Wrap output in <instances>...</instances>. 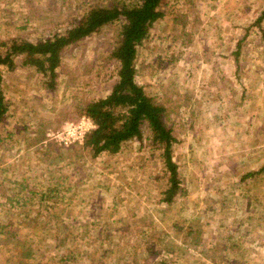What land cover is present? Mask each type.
Instances as JSON below:
<instances>
[{
    "label": "rangeland",
    "instance_id": "374dc122",
    "mask_svg": "<svg viewBox=\"0 0 264 264\" xmlns=\"http://www.w3.org/2000/svg\"><path fill=\"white\" fill-rule=\"evenodd\" d=\"M212 1L163 0L135 58L137 82L165 106L177 138L181 189L171 203L160 200L166 174L146 128L142 143L94 157L56 136L117 78L119 21L66 47L52 88L20 56L1 65L10 106L0 121V224L9 213L19 235L36 228L65 240L37 237L36 256L23 258L1 228L0 264H264V0ZM88 4L0 0V50L64 31ZM67 229L80 237L69 241Z\"/></svg>",
    "mask_w": 264,
    "mask_h": 264
},
{
    "label": "trees",
    "instance_id": "16d2710c",
    "mask_svg": "<svg viewBox=\"0 0 264 264\" xmlns=\"http://www.w3.org/2000/svg\"><path fill=\"white\" fill-rule=\"evenodd\" d=\"M94 1L97 2L94 3ZM162 1L89 0L85 11L75 18L64 31L53 32L36 40L13 38L9 43H2L4 51L0 50V121L4 119L10 106L2 85L1 65L12 69L16 66L15 57L20 56V64L34 66L36 71L47 77V83L52 88L64 49L77 40L98 31L102 26L119 21L118 35L110 50V56L118 64L117 78L107 94L79 106L81 113L92 119L94 127L85 133L81 143L68 147L82 148L93 157L105 151L117 152L123 142L128 140L136 139L142 143V130L146 128L151 143L159 147L162 167L166 174V183L161 190L160 200L171 203L181 189L178 165L172 155V146L177 138L172 133V128L166 123L165 106L149 95L135 78V58L138 47L148 37L154 21L163 15ZM52 189L55 191L51 187L41 191L40 194L52 196L49 195ZM29 192L33 193L31 190ZM43 200L44 198L41 197L42 202ZM8 216L9 220L6 221L8 225L3 222L0 224V229L6 227V231H1L6 235L5 242L11 243L14 248L10 247V250L19 252L20 257L33 258L36 256L32 242L37 237L42 238L50 234L55 241V246L63 244L65 240L60 238L58 232L43 234L36 228L27 234L19 235L20 231L12 228L13 222L9 213ZM24 218L31 219V221L35 219L27 216ZM68 230L69 241L80 237V233L74 234ZM100 232L102 230L97 233L100 234ZM100 241H103V238ZM79 252L85 251L79 249L75 252L77 255L73 253L74 256H78ZM104 252L102 251V254ZM60 260L63 261V259Z\"/></svg>",
    "mask_w": 264,
    "mask_h": 264
},
{
    "label": "built area",
    "instance_id": "2783aa9c",
    "mask_svg": "<svg viewBox=\"0 0 264 264\" xmlns=\"http://www.w3.org/2000/svg\"><path fill=\"white\" fill-rule=\"evenodd\" d=\"M92 127H94L92 119L83 114L79 120L71 122L66 130H61L56 136L59 142L63 144L81 143L85 133Z\"/></svg>",
    "mask_w": 264,
    "mask_h": 264
},
{
    "label": "crops",
    "instance_id": "0c3cea01",
    "mask_svg": "<svg viewBox=\"0 0 264 264\" xmlns=\"http://www.w3.org/2000/svg\"><path fill=\"white\" fill-rule=\"evenodd\" d=\"M212 2H215V0H213Z\"/></svg>",
    "mask_w": 264,
    "mask_h": 264
}]
</instances>
